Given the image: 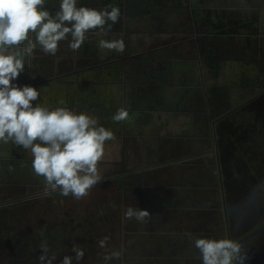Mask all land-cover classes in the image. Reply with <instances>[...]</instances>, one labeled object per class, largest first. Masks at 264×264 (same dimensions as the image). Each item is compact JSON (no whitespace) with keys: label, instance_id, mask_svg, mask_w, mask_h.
Segmentation results:
<instances>
[{"label":"flooded vegetation","instance_id":"obj_1","mask_svg":"<svg viewBox=\"0 0 264 264\" xmlns=\"http://www.w3.org/2000/svg\"><path fill=\"white\" fill-rule=\"evenodd\" d=\"M59 2L47 0L46 6L55 13ZM77 2L96 9L118 7L119 21L107 36L90 33L79 51L69 48L70 38L60 42L55 56L37 45L13 83L40 91L33 106L85 112L97 119V126L114 133L115 139L105 142L99 163L104 165L98 170L101 181L92 192L115 190L104 180L127 176L134 158L140 162L154 157L156 147L144 144V136L155 135L182 117L190 121L185 137L205 135L201 131L211 129L218 117L264 95V0ZM101 38L122 39L124 51L100 49ZM26 46L27 42L22 45ZM121 108L128 111V118L116 122L112 116ZM191 130H200L199 136ZM209 135L215 142L214 131ZM59 194V189L46 190L44 178L34 173L30 150L0 144V210L29 197ZM6 234L0 228V240ZM47 237L52 240V234Z\"/></svg>","mask_w":264,"mask_h":264},{"label":"rangeland","instance_id":"obj_2","mask_svg":"<svg viewBox=\"0 0 264 264\" xmlns=\"http://www.w3.org/2000/svg\"><path fill=\"white\" fill-rule=\"evenodd\" d=\"M257 98L250 100L252 105L248 102L243 109L218 117L211 129L201 131L205 135L199 136L200 130L190 131L199 137L184 136L190 123L186 117L169 122L158 134L149 135V131L141 140L156 147L154 157L140 162L134 158V169L127 176L104 180L115 190L89 191L79 200L61 194L29 197L2 208L0 228L7 236L0 240V264H39L42 241L47 242L49 254L56 253L54 264H61L65 255L74 257L73 248L84 251L78 264H105L103 256L113 251H121L122 256L109 264H201L193 243L199 237L237 241L247 254L244 264H264V146L253 149L250 143L254 134L260 135L257 140L264 138V95ZM115 146H120V140ZM162 162L166 166L162 167ZM103 165L98 164V170ZM181 177L185 178L178 182ZM180 183L189 188L195 206L180 208L179 213L172 215V210L162 205L153 211L142 196L157 187L169 193ZM221 188L225 189L224 202ZM222 203L226 223H220ZM129 207L148 210L147 222L124 220ZM154 217L162 222H151ZM173 218L177 220L174 227H168ZM47 228L52 230L43 235ZM55 230L60 234L58 241L45 238ZM105 237L107 245L102 249L98 242ZM73 264L77 262L73 260Z\"/></svg>","mask_w":264,"mask_h":264},{"label":"clouds","instance_id":"obj_3","mask_svg":"<svg viewBox=\"0 0 264 264\" xmlns=\"http://www.w3.org/2000/svg\"><path fill=\"white\" fill-rule=\"evenodd\" d=\"M47 0H0V144H12L30 150L32 169L45 180L46 190H60L79 200L101 181L97 165L104 158L105 142L115 139L114 133L85 112L36 104L40 91L33 86L18 87L17 80L25 69V59L33 55L37 45L55 56L59 44L69 41L72 51H79L90 33L107 36L111 25L118 23L120 9L78 6L77 0H60L59 11L51 13ZM27 42L26 47H22ZM100 49L123 52L122 39L98 40ZM128 118L126 109H119L112 119ZM146 209L129 207L123 219L145 223L150 217ZM192 239L191 234H188ZM108 237L98 242L106 248ZM201 264H244L247 254L242 245L231 239L195 238ZM39 264H54L56 253L49 254L46 241L40 244ZM73 256L65 255L61 264H78L84 251L73 248ZM121 251L105 254V264L119 259Z\"/></svg>","mask_w":264,"mask_h":264},{"label":"trees","instance_id":"obj_4","mask_svg":"<svg viewBox=\"0 0 264 264\" xmlns=\"http://www.w3.org/2000/svg\"><path fill=\"white\" fill-rule=\"evenodd\" d=\"M260 135L258 134H254V137L251 140V146L253 149L259 148V146L263 147L264 146V138L261 137V140H257L259 139ZM259 141V142H257ZM164 190H161V188L158 189H153L151 190V192H146L144 191V193L142 194V196L144 195V199L148 200L150 203V206L152 208V210L157 211V208L162 205V206H167L169 207V209H171L174 212H178L180 211V208L183 207H187L190 205V201L188 199V196L183 192V193H164ZM176 194V195H173ZM160 206V208L162 207ZM152 217V216H151ZM159 218H157L155 220V217L150 219L151 222H156L158 221ZM161 221V220H160ZM168 222H170V220H167ZM166 220H164V222H167ZM168 227H171L169 223ZM59 232L57 230H55L52 233V241L56 242L59 239L60 234H58ZM47 239H49L47 237Z\"/></svg>","mask_w":264,"mask_h":264},{"label":"crops","instance_id":"obj_5","mask_svg":"<svg viewBox=\"0 0 264 264\" xmlns=\"http://www.w3.org/2000/svg\"><path fill=\"white\" fill-rule=\"evenodd\" d=\"M170 162H172V161H170ZM165 163V162H164ZM164 163L162 162L161 163V166L162 167H164V166H166V163H165V165H164ZM204 176H205V178L207 179L208 178V176H207V174H204ZM185 177H181V178H179V181L178 182H181V181H183V179H184ZM206 179H205V186H206ZM213 179V178H212ZM218 179V178H217ZM220 182V181H219ZM158 186H160V185H158ZM221 187H223V186H221ZM159 187H157V189H158ZM208 188V187H207ZM162 189V188H161ZM210 189V188H209ZM224 190L225 189H220V191H221V201L222 202H224L222 199H223V197H224ZM172 193H177V192H179V193H185L187 196H188V199H189V201H190V205L189 206H191V207H194L195 205H193L192 204V202H191V199H190V196H191V194H190V190H189V188L186 186V185H184L183 183H180V187H178V189H176V190H174V191H171ZM173 195H176V194H173ZM223 204L224 203H222V217H221V220H220V223H222V221L223 220H225V223H226V218L224 217V206H223ZM202 206V205H201ZM191 207H189V208H191ZM212 208H215V206H212ZM171 212V214L173 215V213H176V212H172V211H170ZM177 213H179V212H177ZM216 213V212H215ZM181 214V213H180ZM180 216H183V215H180ZM181 218H184V219H186L187 220V222L189 221V219H187L186 217H181ZM177 220H176V218L174 219H172V221H171V223H170V226L173 228L174 227V225H173V223L174 222H176ZM160 223L162 222V221H159ZM158 221H156V224L157 223H159ZM155 223V222H154ZM201 223V225L200 226H203V227H205L204 226V222H200ZM206 228V227H205ZM206 229H203L202 231H205ZM210 231V230H209ZM215 233V232H214ZM216 233H220V232H218V231H216ZM227 237V236H226Z\"/></svg>","mask_w":264,"mask_h":264}]
</instances>
